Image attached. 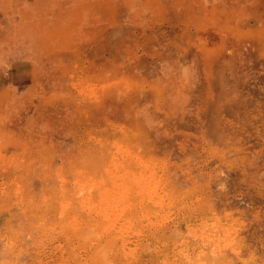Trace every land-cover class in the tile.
I'll list each match as a JSON object with an SVG mask.
<instances>
[{
	"label": "rangeland",
	"instance_id": "1",
	"mask_svg": "<svg viewBox=\"0 0 264 264\" xmlns=\"http://www.w3.org/2000/svg\"><path fill=\"white\" fill-rule=\"evenodd\" d=\"M132 156L177 202L130 262L79 182L108 191ZM205 224L230 231L225 259ZM181 246L264 264V0H0V264H190Z\"/></svg>",
	"mask_w": 264,
	"mask_h": 264
},
{
	"label": "bare ground",
	"instance_id": "2",
	"mask_svg": "<svg viewBox=\"0 0 264 264\" xmlns=\"http://www.w3.org/2000/svg\"><path fill=\"white\" fill-rule=\"evenodd\" d=\"M89 91H90V89H89ZM93 93H94V91H93ZM119 151H120V153L122 152L123 154H126V153H130L129 151H131V150L127 149V147L122 146L119 148ZM137 157L132 156L135 163L132 164L131 169H125L126 168L125 164H120V165L118 164L119 166L116 165L117 168L114 167L115 169H108L107 170L109 175H110L109 179H110V183L112 185V187L108 191H104V189L102 188L105 186L106 182H108V180H105V177L103 175H100V180L97 182H94V183H91V181H92V180H90L91 178L90 179L85 178L83 181L79 182L80 187L82 188V189L80 188L81 190L89 188L90 191H99V194L101 195V197L99 199L96 198L95 200H93V198L90 195L87 198H83L80 202L81 206L84 209H89L90 212H91V210L92 211L94 210L96 212V215H97L96 217L98 220L95 222V224L90 225L92 228L91 230L96 231L99 234V237H101L100 239H104V240L109 239L113 245H117L120 243L121 254L125 257H128L130 262L135 261L138 257L137 255L139 253L148 252V240H144V238H143V237H145V234H146V232L144 231V229L142 227L143 225H145L144 222H148V219L152 218V217L161 218L160 216L162 214V211L166 207H169V208L172 207L177 202V198L174 196H171L168 199L169 204H166L167 201L166 202L164 201L163 197L160 195L161 193L158 194V192H159L158 187H160V184H161L159 181L160 179L158 180V178H157L158 172H155V170H149L148 167H142L141 169H138L134 165V164L140 163V161H139L140 158L139 157L137 158ZM116 159H118V158H116ZM123 160H124V158H123ZM113 165H115V164H113ZM144 166H146V165H144ZM127 168H128V166H127ZM114 170H117V173L113 174ZM123 171H125V172H123ZM167 186L169 188L170 185L168 184ZM81 190H80V192H82ZM135 191H137V193L139 192V194H140L139 199H137L134 196ZM161 191H162V188H161ZM91 194H92V192H91ZM165 194H168V193H165ZM113 195H115V197ZM144 201H147V202L149 201L158 210L153 212V213L148 211V210H142V208H143L142 203ZM65 203L68 206L72 205L71 201H65ZM139 204L141 206H139ZM184 207H185V205L183 204V205H181L180 208L183 209ZM83 211H85V210H83ZM93 218H95V217H93ZM162 219L164 220L163 221L164 224L168 223L167 221H169V218L167 219V218L163 217ZM157 220H159V219H157ZM214 220H215V222L219 223L217 218H215ZM192 221H193L192 218H188L186 222L188 225H190L192 223ZM84 225L87 226V224H84ZM216 226H218V225H216ZM198 228L200 229V233L202 234V236L198 237L196 239L198 241L204 242L206 244L205 247L212 249V250H217L220 253L219 256L224 257V252H222V251L229 250L230 245H231V243L230 244L227 243V238H228L227 236H230V235H226L227 232H230V231H226V232L223 231L222 233H220L219 230L218 231H212V233H214V234L210 233V231H209V233L212 235H206L205 236L206 232L208 233V230L210 229L209 225L208 224L201 225ZM221 229H223V228H221ZM115 230H116V236L114 238H112L111 236H113L112 234H114ZM146 235H148V234H146ZM147 239H148V237H147ZM120 240H122V242H119ZM224 242H226V243H224ZM149 244H151V242H149ZM156 245H157L156 248H154L152 250V254H164L162 251L161 243H156ZM184 245H188V244H184ZM176 249H178V252ZM175 250H176L175 258L176 257L184 258V260H186L190 264H212V261H210L209 259H211L212 255L213 256L216 255V253H212V254L202 253L201 255L207 259L206 262H203L205 259H192L189 255L183 256L184 248H182V246H181V248H175ZM198 254L200 255V253H198ZM217 255H218V253H217ZM96 257H97V259L100 260V258H102V254L99 253L96 255ZM225 258L226 257H224L222 259H225ZM159 260H162V264H166L165 259L163 257L159 258ZM200 260H203V261H200Z\"/></svg>",
	"mask_w": 264,
	"mask_h": 264
}]
</instances>
